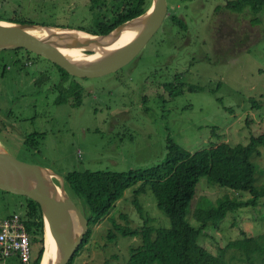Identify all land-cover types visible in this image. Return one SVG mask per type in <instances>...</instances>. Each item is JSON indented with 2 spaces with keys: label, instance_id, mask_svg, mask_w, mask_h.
<instances>
[{
  "label": "rangeland",
  "instance_id": "374dc122",
  "mask_svg": "<svg viewBox=\"0 0 264 264\" xmlns=\"http://www.w3.org/2000/svg\"><path fill=\"white\" fill-rule=\"evenodd\" d=\"M23 1L27 20L74 28H89L105 15L116 17L122 5L111 1L108 7L93 9L90 0ZM230 1L167 0L164 25L171 23L161 30L173 32V37H164L158 30L121 71L93 79L76 78L85 88L81 105H75L73 98L68 104H57L59 76L50 60L25 51H0V143L16 158L61 177L74 171L127 172L155 166L165 159L169 139L191 153L219 143H250L252 136L264 132V9L256 15L252 10L233 13L224 9ZM219 6L222 9L216 10ZM173 16L186 27L177 25L170 18ZM27 62L32 65L25 66ZM176 74H183V81L189 84L218 91L186 90L183 97L171 98L163 85L176 83ZM44 75L49 76L47 82H36ZM34 132L41 133L37 148L25 144ZM260 152L253 159L256 186L264 185V147ZM137 187L128 189L110 214L93 225L89 245L73 264H127L130 250L141 241L122 237L116 224L140 228L148 220L155 227L170 225L149 188L139 196L141 209L134 204ZM2 191L0 219L26 213L24 197ZM69 195L86 214L90 212L84 201L71 191ZM226 196L251 198L202 178L188 220L199 227L196 209L215 205ZM111 235L116 236L115 241ZM263 235L264 198L255 208L230 212L218 227L204 228L199 243L225 264H264ZM250 238L258 241L263 252L249 255L245 249L231 246ZM0 264L20 263L11 258Z\"/></svg>",
  "mask_w": 264,
  "mask_h": 264
},
{
  "label": "trees",
  "instance_id": "16d2710c",
  "mask_svg": "<svg viewBox=\"0 0 264 264\" xmlns=\"http://www.w3.org/2000/svg\"><path fill=\"white\" fill-rule=\"evenodd\" d=\"M111 1L122 2V5H120L121 10L117 12L116 17L110 21V25L102 26V23L101 28L76 27L75 29L109 33L123 23L144 14L152 4V0H90V4L95 9ZM220 9H222L220 6L216 8V10ZM224 9L239 14L244 13L246 10H252L256 15L264 9V0H233L225 5ZM170 18L177 25L179 24L183 28L186 27V23L177 16ZM15 22L37 24L27 19H16ZM19 51H25L29 55L34 54L25 49L15 50L16 54ZM30 65L32 64L27 62L25 66ZM53 66L57 69L59 76L58 84L55 85L56 91L59 92L57 104H68L69 99L73 98L76 101L75 105H81L85 88L76 81L78 77L72 76L54 63ZM5 68L7 69V67ZM183 77V74H176L173 78L177 81L176 83L166 82L163 85L171 98L183 97L186 90L190 93L209 91L213 94L218 91L208 89L207 86L189 84L183 81ZM48 78L49 76L44 75L38 83L47 82ZM220 86L221 84L218 85L219 88ZM219 103L223 104L222 99H219ZM26 138V146L37 148L41 133L34 132ZM261 147H264V132L260 136H252L248 144L233 146L229 143H219L194 153L169 139L165 159L155 166L131 169L127 172L74 171L66 174L63 178L68 193L71 191L81 202L84 201L89 207L87 211H90L87 212L90 219L89 233L86 236L85 243L76 252L69 264H73L79 253L89 245L93 225L109 215L124 197L125 192L137 185L138 187L134 191V204L141 209L139 207V196L145 192L146 188H149L154 194L157 207L169 217L170 225L155 227L150 225L148 220L140 228L116 224V228L122 237L139 238L141 241L139 246L130 250L127 264H225L221 258L216 257L201 246L199 239L202 230L207 226L218 227L230 212L255 208L264 198V185L256 186L257 166L253 160L254 156H261ZM202 178H207L209 182L224 188H230L239 194H250L251 198L246 201L238 198L231 199L226 196L219 199L215 205L210 203L206 208L196 209L195 219L201 225L195 227L188 220V214L197 192V186ZM22 197L26 200V213L22 216L27 220V227L32 237L34 264H42L46 250L43 209L33 199ZM14 214L5 216L2 219L9 218ZM125 218L127 217L125 216ZM115 238L114 235L110 236L111 241H115ZM261 239L264 240V235ZM231 246L243 248L249 255L253 251H264L258 241L253 238L237 241ZM0 260H4L1 252ZM19 263L23 264L20 260ZM250 264H253V261Z\"/></svg>",
  "mask_w": 264,
  "mask_h": 264
},
{
  "label": "water",
  "instance_id": "95a60500",
  "mask_svg": "<svg viewBox=\"0 0 264 264\" xmlns=\"http://www.w3.org/2000/svg\"><path fill=\"white\" fill-rule=\"evenodd\" d=\"M167 14V0H152L148 11L109 33L0 20V51L25 49L50 60L74 77H104L121 71L137 58L161 28ZM134 25L141 28L134 41L126 46H116L114 37L117 39ZM37 28L55 31L47 40H42L34 33ZM75 46H94L109 54L97 62L83 64L61 52V48ZM0 190L31 198L42 206L46 224L47 217H50L55 229V246L48 250L47 226L45 227L46 250L42 264L47 255L48 264H69L85 243L90 230V219L69 195L64 178L48 168L16 158L1 145Z\"/></svg>",
  "mask_w": 264,
  "mask_h": 264
},
{
  "label": "built area",
  "instance_id": "2783aa9c",
  "mask_svg": "<svg viewBox=\"0 0 264 264\" xmlns=\"http://www.w3.org/2000/svg\"><path fill=\"white\" fill-rule=\"evenodd\" d=\"M26 221L19 213L0 220V252L4 259L18 258L23 264H34L33 242Z\"/></svg>",
  "mask_w": 264,
  "mask_h": 264
},
{
  "label": "bare ground",
  "instance_id": "6f19581e",
  "mask_svg": "<svg viewBox=\"0 0 264 264\" xmlns=\"http://www.w3.org/2000/svg\"><path fill=\"white\" fill-rule=\"evenodd\" d=\"M140 30L141 28L138 25L130 26V28H127V30L123 32L121 36L117 37V39H115L114 37L116 46H126L127 44L131 43L132 41H134L135 37L139 34ZM54 31L55 30H50L46 28H37L36 30H34V33L37 36H39L40 39L47 40L48 37H50ZM61 52H63V54H65L72 60L83 64L97 62L99 60H102L103 58H106L105 56L109 54L106 50L94 46L90 48H85L81 46H75L73 48H61ZM1 145L2 144L0 143V146ZM46 226H47V238H48L47 246L49 250L55 246L54 221H52L50 217H47V224L45 220V227ZM44 264H48V255L46 257V260L44 261Z\"/></svg>",
  "mask_w": 264,
  "mask_h": 264
},
{
  "label": "flooded vegetation",
  "instance_id": "af4514ba",
  "mask_svg": "<svg viewBox=\"0 0 264 264\" xmlns=\"http://www.w3.org/2000/svg\"><path fill=\"white\" fill-rule=\"evenodd\" d=\"M107 4H104V6L107 5ZM106 7H108V5ZM23 9H25V2L23 0H0V20H5V21H9V22H13L14 21L15 22L16 19H19V20L20 19H27L28 16L22 11ZM100 10H102V9H100ZM113 11H114V13H116L117 12V9L114 8ZM114 18H115L114 16H113V18H111V17H109L107 15H105V18H102V19H101V17L100 18L98 17V19H96V21L92 24V26H90L87 29L101 28L100 25L102 23H103L102 26H104V25H110L111 24L110 21H112V19H114ZM164 22H163L161 28L162 27L169 26V24L171 23V22H169L168 24H165L164 25ZM161 28L159 30H161ZM161 31L163 32V30H161ZM172 33L173 32H169V33H164L163 32V36L164 37H167V36L173 37L172 36ZM39 81H36V82H39ZM11 127H12V125H11Z\"/></svg>",
  "mask_w": 264,
  "mask_h": 264
}]
</instances>
